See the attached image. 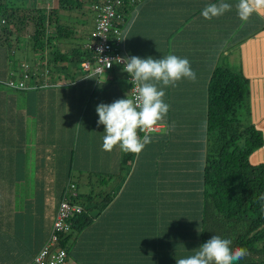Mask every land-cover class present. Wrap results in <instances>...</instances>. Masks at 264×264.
Listing matches in <instances>:
<instances>
[{
	"label": "crops",
	"instance_id": "obj_1",
	"mask_svg": "<svg viewBox=\"0 0 264 264\" xmlns=\"http://www.w3.org/2000/svg\"><path fill=\"white\" fill-rule=\"evenodd\" d=\"M218 2L219 0H143L128 13L122 46L124 57L135 55L145 59L148 57L161 59L169 54L186 57L196 73V79L195 81L182 79L175 87L165 89L164 99L170 105L167 117L164 122L159 123V128L155 131L157 133L151 136L152 142L146 145L142 152L131 156L134 164L131 165L132 162L130 164V179L125 180L124 183L122 181V188H118L120 191L118 197L114 195L111 200L98 206V217L95 216L97 222L94 217L88 225L90 228L84 230V240H100L104 236L108 240L120 237L116 229H110L107 224L113 221L112 225L113 223L124 225V221L129 225L139 226L142 231H138V234L149 230L156 233L158 228L160 237L168 234V240L171 239L170 245L173 243L178 247L180 244L179 258L190 255L188 249L182 251L184 246L182 239L187 240V236L182 235L181 225L179 223L173 225L177 226L175 230H180L182 235L176 239L171 235V228L167 225L168 218L172 220L174 217L185 221V214L179 219L181 216L170 214L173 208L170 211L168 208L173 203L171 200L175 195L172 191H176L173 177L175 175L192 177L188 170L193 167L196 169V176L201 174L199 169L204 152L202 116L207 83L216 65H226L248 80L249 120L262 131L264 140V7L254 10L247 20H242L236 8L239 0H224L232 5V9L218 17L205 19L201 15V10L209 3ZM6 71L5 53L0 47V75L5 74ZM90 84V78L85 77L74 85L50 88L43 92L30 91L28 89L33 90L36 87H29L25 91L14 89L5 96L4 91H0V139L4 144V148L0 150V177H5L0 178V192L5 194L7 190L10 192L14 190L15 185L9 180L10 176L16 175L19 181L24 178V172L28 169L24 160L28 154L35 165L33 175L36 177L33 197L24 198L22 211H12V204H15L12 195L9 197V205L0 204V207L3 206L1 209L3 213L0 214V264H34L33 254L41 247L43 237L45 238L47 234L45 227H42L43 220L50 222L53 210L50 204L57 199L69 182L70 179L66 180L69 169L73 168L78 176L82 174L86 177L89 175L87 173L91 172H86V167L90 169L92 166H100V171L109 168L113 170L108 173L111 175L115 170L114 165L119 167L123 151L119 147H115L111 152L102 150L104 125H97L99 117L96 112V107L100 103L110 104L117 99H124L123 93H119L117 87L112 88L111 92L100 88L104 93L96 98L97 101L93 104L83 129L79 131L81 138L78 141L74 140L70 132L71 147L69 145L66 150H59L53 154L54 149H47L48 147L45 146L52 142L42 141L41 137L34 143L29 141V146H26L25 127L27 129L29 126L27 116L35 118L37 114L35 128L39 131L44 121L61 120L57 113L60 105L64 106L63 111L66 114H71L70 118L74 121L88 96ZM125 92L128 98L129 89ZM76 97L78 100L75 99ZM41 104L44 106L39 108ZM75 105H77L76 109ZM14 130L15 132L17 130L16 134ZM39 136L41 135L38 134ZM75 142L81 143L76 149ZM14 143L17 145L12 155L10 151ZM74 149L77 150L76 161L71 160ZM61 152L65 157L60 155ZM50 160L54 161L53 165L49 163ZM249 162L253 164L264 162V143L250 154ZM144 175L147 177H143ZM154 176H159L158 180L162 183L156 182ZM112 182L110 184H113ZM107 187L109 185H106ZM85 188L88 187L84 186L83 190ZM156 190L162 192L161 198L163 193H168L166 195L169 197L168 204L164 202L160 204L161 208L165 207L163 210L167 213L160 214L158 219L149 208V201L152 197L155 199ZM136 194L139 198L146 199L148 203L143 206L133 204L135 200L132 197L137 196ZM176 199L182 200L180 197ZM131 204L134 205L132 208ZM156 222L159 223V227L155 226ZM138 234L136 233V237ZM178 239L180 243H177ZM137 244L133 242L135 246L133 250L137 249V251L129 255L128 260L123 258L125 253L122 252L117 256L116 252L110 254L108 249L106 254L89 253L92 258L90 262L83 260V255L77 254V250L72 255L75 259L84 262L83 264H94L98 261L99 264H120L124 261H128L129 264H139L138 259L141 254L138 252ZM121 248L123 251L126 249L125 242L121 244ZM104 255L114 258L102 261L98 256L104 257ZM145 256L147 254L141 255V258ZM69 258L72 259L70 255ZM140 260L145 263L144 258Z\"/></svg>",
	"mask_w": 264,
	"mask_h": 264
},
{
	"label": "trees",
	"instance_id": "obj_2",
	"mask_svg": "<svg viewBox=\"0 0 264 264\" xmlns=\"http://www.w3.org/2000/svg\"><path fill=\"white\" fill-rule=\"evenodd\" d=\"M45 1L47 0H0V47L4 50V53H8V50L11 49V54H14V50H19L21 48L20 44H25L27 40L29 42L26 44L27 49L32 50L33 54L38 57L37 59L41 61L37 64L40 67H44L45 64L50 65L51 68L48 69L50 72L47 78H44V81L41 74H35V76L29 74L31 79H38L37 87L33 90L30 89V91L39 90L43 92L50 88L66 87L78 83L85 77H89L91 80L88 88L89 94L94 85L95 75L89 74L80 68L81 60L89 55L82 48L88 32L84 37H76L77 29L74 24L70 23L68 17L70 16L69 14L75 16L76 13H81L86 7L91 12L89 6L100 0H55L54 6L50 8L38 5ZM139 3L131 7L124 5V16L127 18L128 13ZM81 25L84 27L86 21L81 22ZM28 28H30L31 32L27 35L24 31ZM125 34L126 31L124 30L123 38L119 45L121 53ZM72 39L78 40L79 43L72 41L70 42L72 46L69 47L70 50L65 49L59 52L60 45L65 47L69 43L68 40ZM20 57L18 55L17 58H7L8 61L14 60L9 67V71L13 73V76L20 71ZM34 65H36L35 62L29 63L28 70L33 72ZM213 69L207 83L206 100L202 116L204 121V152L199 169L201 174L197 179V190L193 193L188 192V195L193 198L192 201L190 199L186 201V198L182 197L187 193L185 186L190 184L188 175H175L173 177L172 181L175 182L176 191H172V193L176 196H182L180 199L183 200L186 206L180 205V201L176 199L174 200L176 203L173 202L168 211L173 208L169 213L180 215L179 219L185 214V221L184 219L181 221L172 218V220H167V225L170 226L171 235L175 239L180 238L183 234L187 236V240L186 238L182 239L183 247H185H182V251L184 252L188 249L190 255L215 234L231 240L233 249L241 247L247 250V255L242 260L235 262V264H264V162L254 164L249 162L250 154L263 146V134L249 120V110L247 108L248 80L240 73L232 71L226 65H216ZM38 70L43 72L41 68ZM114 71H116V67L110 69L109 72L114 73ZM30 84L32 83L30 82ZM114 86L119 88V93L124 91L122 88L120 89L119 85H115L113 77H111L109 82L99 84V90L100 88L112 89ZM16 90L22 91L20 88H16ZM243 107L246 108L248 121L244 120L240 114ZM14 133L16 134L17 130L16 132L14 130ZM156 133L152 131L151 136ZM140 135L142 136L143 133H140ZM13 137L16 139L15 136ZM16 145L17 143L12 145L10 151L12 155ZM2 148H4V144L0 139V150ZM133 155L135 154L123 152L122 159L119 160L120 169L122 167L121 162L128 167L127 175L125 176L126 180L130 179ZM120 169L119 173L105 177L101 175L100 179L94 178V175L91 174L86 177L81 174L78 176L77 182L71 180L69 169V174L68 172L66 174V180H70L65 186V191H61L55 200L56 202L54 201L55 203L52 202L50 204V208H53L50 222L43 220L42 227H45L47 234H45V238L43 237L41 247L49 236L51 221L58 202L64 199L63 195L66 189H71L69 187L70 183L74 185L72 192L77 194V196L73 197V200L81 206V212L68 219L70 229L64 235H60L59 244L64 248L65 240L69 236L74 238L73 235L75 233L82 232L86 226L91 224L93 218L98 216V206L114 197L115 190L112 187L100 189V184L102 183L101 186H106L111 181L115 184L116 181L113 179L116 174L122 180L124 175L120 173ZM80 177L86 181H82ZM143 177L147 176L144 175ZM156 177L160 178L159 176H154L155 181L162 183V181L156 180ZM0 178L4 179L5 177ZM9 180H12L14 184L19 181V178L16 175L15 177L10 176ZM105 181L108 183L103 185ZM166 185L168 186V184ZM8 186L10 185L8 184ZM82 186L83 188L84 186L88 188L83 190ZM13 191L7 190L5 194L0 192V204L9 205V197L12 195L13 200H15V204H12V211L17 210L20 212L23 204L18 205L17 200L21 199ZM138 194L132 197L135 200H133V204H141L142 206L147 204V200L139 198ZM166 194L163 193L162 202L168 204L166 202L168 201ZM133 204H131L132 207L134 206ZM155 204L156 202H153L152 206ZM136 205L135 207H137ZM2 207H0V214L3 213L1 211ZM191 207L193 211L189 212ZM174 209H180V211H175ZM192 215L195 216L190 218ZM178 223L181 225L182 235L180 230H175L173 226V224L178 225ZM148 232H150L152 237L143 238L137 244L138 252L141 255H146L147 253L148 255L142 258L140 255V259L144 258L145 263L134 256L139 260L138 263L167 264L168 262V264H177V261L175 262L172 257L178 256V253H180V249H178L180 244L178 247H175L173 243L170 245L171 239L168 240V234L166 235L167 237H160L151 230ZM177 243H180V239H178ZM125 248L130 250H126L124 253L129 251L128 253L133 254V252L137 251V249L133 250L135 246L132 242L125 243ZM65 249L68 252L67 248ZM141 251L147 253L142 254ZM105 256L108 257V255ZM120 264L124 263L120 262Z\"/></svg>",
	"mask_w": 264,
	"mask_h": 264
},
{
	"label": "rangeland",
	"instance_id": "obj_3",
	"mask_svg": "<svg viewBox=\"0 0 264 264\" xmlns=\"http://www.w3.org/2000/svg\"><path fill=\"white\" fill-rule=\"evenodd\" d=\"M54 4H55V0H49L48 3H47V1H45L44 3L41 2L38 5L39 6L44 5L45 7L47 6L48 8H50V7H53ZM69 15L70 16L68 18L70 20V23L74 24V26L77 29V33H76L75 36L76 37L77 36L84 37L87 34V32H88V35H89V31H90V29L92 27V23H93V18H92V14L88 10V8L87 7L84 8L81 13L78 12V13L75 14V16L73 14H69ZM85 21H86V25L84 27H82L83 25H81V22H85ZM87 25H88V27H87ZM30 32H31L30 28H28L27 30L24 31V33L27 34V35ZM87 39H88V36H87V38L85 39L84 42H86ZM72 41H74V43H79L78 40H74V39L68 40L69 43L72 42ZM28 43L29 42L26 40L25 44H23V45L20 44L21 48H23V49H21V48L19 50L15 49L14 52H13L14 54H11V49L8 50V53H5L6 54L5 63L7 65V71H6L5 74H1L0 75V77H1V79H0V91L1 90L4 91L5 96H6L7 93H10V92L14 91V89H16L18 87L20 88V86H18V83L20 81L23 84H29V82L22 77L21 71L17 72L14 76L11 74V72L9 71V67H10L11 63L14 60L13 61L12 60L8 61L7 58H9V59H12L13 57L17 58L18 55H19V56L22 57V59L19 58L20 62H24V61H26L27 63H34L35 62L36 66H37L36 67L37 69L42 68V67H40L39 64H37V63L41 62L40 59H37L38 57L33 54L32 50H30V49L28 50L27 49L26 44H28ZM69 43H67V45H65V47L60 45L59 52H62L65 49L70 50L69 47H72V46H71V43L70 44ZM50 68H51L50 65L45 64L44 67L42 68V70H43L42 74H41L40 70H38L36 72V74H41L42 75V79L44 81V72L46 71V69H50ZM92 68H93V64L90 66V71L88 73L95 75L93 88H92L91 91H89L88 96L85 98V102L80 107L81 111L75 116L74 121H72V118H70L71 114H66L63 111L64 106H60V105H59L57 113L59 114L61 120L57 121L56 119H54V120L50 119L49 121H44L42 127L39 128V131L36 130V128H35L36 127L35 121L38 120L37 114H36L35 118L27 116V121H28V125L29 126H28L27 129L25 127V132H27V136H26L27 137L26 138L27 145L26 146H29V141H32L34 143L41 137L40 140H42V141H45V142L46 141H51L52 142L51 144H45V146L48 147L47 149L53 148L54 150L52 152H53V154H56V152L59 151V150H61V151L62 150L63 151L66 150L67 147L71 144L70 132H72V136L74 137V140L78 141L81 138L79 136V131H81L83 129V124L86 123L85 120L87 119V117H88V115H89V113H90V111H91V109L93 107V104L97 101L96 98H98L99 95H103V93H104L103 91L99 90V84H104V83L109 82L111 77L114 78L115 85H117V86L119 85L124 90L122 92L124 99L127 98V95L125 94L126 93L125 91L127 89H129V84H128V82H127V80L125 78V74H124V72L122 70L118 69V70L114 71V73H110L109 71L104 70L100 74H94L93 71H92ZM26 72L28 74H35V73L31 72L28 69H26ZM9 81H14L16 86L11 87L9 85ZM96 85H98L97 88H96ZM25 88L26 87H22L20 89L25 91L26 90ZM112 88H115V86L112 87ZM28 90H30V89H28ZM103 90L107 92V91H109L111 89L104 88ZM5 96H4V99H5ZM75 99L78 100L77 97ZM41 106H44V105L43 104L39 105V108ZM75 106H76L75 107V109H76L77 105H75ZM68 111H66V112H68ZM44 114L46 115V112H44ZM240 114L243 116L244 120L248 121V115H247V111H246L245 107H243L241 109ZM65 117H66V119H65ZM38 134L41 135V136L38 137ZM80 144H81L80 142H78V143L75 142V149H76V147L80 146ZM40 146H41V144H40ZM70 147H71V145H70ZM75 149L72 151V158H71V160L74 159V161H76V158H77V150L75 151ZM60 155L65 157L62 154V152L60 153ZM48 157L50 158L51 156H48ZM52 158L57 159V157H55V156H52ZM24 161L27 163V166H28V169H26V171L24 172L25 176H24V178L21 181H18V182L14 183L15 188H14L13 193L17 194V197L21 199L19 201L17 200L18 205L24 203V201H25L24 198L25 197H30V198L33 197V191H34L35 180H36L35 175H33L34 174L35 165L32 162V160L30 159L29 154L25 158ZM49 163H51L53 165L54 161L50 160ZM114 164H116V163H114ZM133 164L134 163L132 162V165ZM121 166L122 167L120 169V173L122 175H124L123 177L125 179L124 178L122 179L123 183H124L125 180H126L125 176L127 175L126 173L128 171V167L126 165H123V162H121ZM114 167H115L114 173H119L118 165H114ZM100 170H101L100 166H98V167L92 166L90 169H89V167H86V172L91 171L90 173H87V174L94 175L93 177L97 178V179H100L101 175L103 177H105L107 175H111V174H108V173L113 171V170H111L109 168H107L106 171H100ZM188 171L193 176L192 177H188L190 184L185 186L186 190H187L186 191L187 193H185L183 197L174 195L172 200H171V202H175L174 200H176V197H182V198H186L187 200L190 199V201H192L193 197L188 195V192L193 193V192H195L197 190V181H198L197 179H198V176L195 175L196 169L194 167L193 168H189ZM70 175H71V180L72 181H74V182L78 181V178H79L78 177V173L76 171H74L73 168H71V170H70ZM111 176H113V175H111ZM80 178H82V177H80ZM113 180L116 181V183L115 184H110L109 183V187L114 188V190H117L118 188L119 189L122 188V184H121L122 180L118 178V174L114 175V179ZM156 180H158L157 177H156ZM107 183L108 182L105 181V183H103V185H106ZM120 184H121V186H120ZM4 185H5V187H7L6 183H4ZM101 185H102V183L100 184V189L101 188H106V186H101ZM81 188H83V186ZM119 189L116 191V194H115L117 197L120 194ZM5 191H6V188H5ZM152 195H153V192H152ZM154 195H155V199H153V197H152V199L149 201L150 202L149 208H150V211H152V212L154 210L153 214H155L156 215V219H158L160 214L167 213V211L162 210L163 208H161V206H160V204L162 203V200H163V198H161V192H157L156 191L154 193ZM168 198L169 197H167V200H168ZM153 202H156V204L154 206H152ZM166 202H168V201H166ZM179 203H180V205H183V207L186 206V204L183 202V200H180ZM130 207L132 208V206H130ZM190 209L191 210L189 212H192L193 208L191 207ZM179 211H180V209H179ZM97 217H95V221L96 222H97ZM190 218H192V217H190ZM112 222L110 221L107 224V226H109L110 229H116L117 234L120 236V237H116V238H114L112 240L111 239L108 240L105 236L103 237V239H100L101 241L100 240H94V241L84 240V236H85V231L84 230H88L90 228L89 226H86L85 229L82 232L75 233L73 235L74 238L69 236L65 240V248H67V250L69 251V255L72 258L71 260L73 262H77L79 264H83L84 263V262L80 261L79 259H75V256L73 257L72 254H73V252L75 250H77V254L83 255V260H86L87 262H90V260L92 259L91 256L89 255V253H106V249H108V252L110 254H113L114 252H116L117 256H120L122 254V252L124 253V251L128 250V249H125L124 251L122 250L121 244H123L124 242L126 244L130 243V242L138 243L143 238L152 237L150 235V232H148V231L141 232V233L138 234V231H142V230L139 229L138 228L139 226H137V225L136 226L135 225H129L127 222H124V221H123L124 225H122L121 223L119 225H114V223H113V225H112ZM155 226L159 227V223L156 222ZM176 227L177 226H175V228ZM156 231L157 232L155 234L157 236H159L160 234L158 233V228L156 229ZM136 233L138 234L137 237H136ZM78 250H80V251H78ZM128 252L125 253V255L123 256V258H125L127 260L129 259V255H131V253H128ZM147 255H148V253H147ZM98 257L102 261L114 258V257H111V258L108 257L107 258L105 255H104V257H100V256H98ZM172 258H174V260H176V261H177V259H179L178 256H175V257L173 256ZM99 263H100V261H98V263H94V264H99ZM124 264H129V262L128 261H124Z\"/></svg>",
	"mask_w": 264,
	"mask_h": 264
},
{
	"label": "clouds",
	"instance_id": "obj_4",
	"mask_svg": "<svg viewBox=\"0 0 264 264\" xmlns=\"http://www.w3.org/2000/svg\"><path fill=\"white\" fill-rule=\"evenodd\" d=\"M261 7H264V0H239L236 5L242 20H247L254 10ZM231 9V4L219 0L218 3L207 4L201 15L212 19ZM117 61L123 63V71L134 81L133 98L128 95L126 99L97 105V125H104L102 150L111 152L119 147L125 153L139 154L152 142V131L170 111V105L164 99L165 89L175 87L182 79L195 81L196 73L186 57L174 54L161 59L132 55L118 57ZM231 245V240L214 234L192 255L177 259V264H235L247 255V250L241 247L233 249Z\"/></svg>",
	"mask_w": 264,
	"mask_h": 264
},
{
	"label": "built area",
	"instance_id": "obj_5",
	"mask_svg": "<svg viewBox=\"0 0 264 264\" xmlns=\"http://www.w3.org/2000/svg\"><path fill=\"white\" fill-rule=\"evenodd\" d=\"M142 0H100L99 2L92 3L89 7L92 13L93 23L89 31L88 39L82 45L83 50L89 54L80 62V68L86 72L90 71V66L93 64L92 71L94 74H100L102 71H110L113 67L116 70L123 71V63L117 61L118 57H124L119 50L123 32L126 31V17L124 16V8L131 7ZM34 65L33 73L36 74L38 69ZM29 69V63L21 62L20 71L22 77L33 82L32 85L23 84L21 81L18 83L20 88L37 87L38 79H31L26 72ZM37 69V70H36ZM43 71V70H42ZM50 70L46 69L44 78H47ZM125 78L129 84V97L133 98L131 93L134 88V81L130 75L123 71ZM13 75V73L11 72ZM35 74H33L35 76ZM42 74V72H41ZM11 87L16 86L14 81H9ZM19 88V87H18ZM159 128L157 124L153 131ZM71 189H66L64 192V199L58 202L55 208L53 218L51 221V230L44 245L33 255L34 264H78L69 258V253L63 246H60V235H64L70 229L69 218L81 212V206L74 202L73 197L77 196L76 192H72L74 185L69 184ZM70 191V192H69Z\"/></svg>",
	"mask_w": 264,
	"mask_h": 264
}]
</instances>
